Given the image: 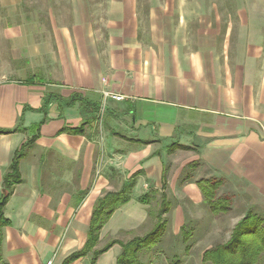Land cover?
<instances>
[{"label":"crops","instance_id":"1","mask_svg":"<svg viewBox=\"0 0 264 264\" xmlns=\"http://www.w3.org/2000/svg\"><path fill=\"white\" fill-rule=\"evenodd\" d=\"M62 8L0 24V200L21 148L20 182L0 208V264H63L84 246L98 199L121 190L128 201L93 250L118 243L94 264H117L120 242L159 219L162 233L129 264H202L248 212L264 219V16L237 31L200 0ZM200 180L227 210L210 209ZM93 250L68 264H91Z\"/></svg>","mask_w":264,"mask_h":264},{"label":"trees","instance_id":"2","mask_svg":"<svg viewBox=\"0 0 264 264\" xmlns=\"http://www.w3.org/2000/svg\"><path fill=\"white\" fill-rule=\"evenodd\" d=\"M20 157L21 148L15 152L9 171L3 177V193L0 200V208L7 201L13 187L20 182L18 168ZM198 184L206 201L209 203L210 209L213 212L222 210L219 200H214L216 193L215 184L206 180H200ZM127 191L128 190H121L117 193H107L98 199L92 212L89 231L84 246L80 251L66 258L63 264H68L72 260L84 256L93 250L98 243L99 232L103 225L107 222L116 208L128 201ZM150 198L151 196L143 195L139 197L138 200L143 204H149ZM161 198L164 200L163 196H161ZM160 212L163 211H159V213ZM153 213L154 211L150 209L148 215L151 216ZM164 226L165 223L159 219L155 229L147 236L135 237L125 243L120 242L122 253L117 259V264L135 263V259L141 247L154 243L162 233ZM113 243H118V241L112 240L101 249L93 250L91 264H94L97 256L106 251ZM202 264H264V219L252 213L246 214V216L236 224L227 242L218 244L204 251Z\"/></svg>","mask_w":264,"mask_h":264},{"label":"rangeland","instance_id":"3","mask_svg":"<svg viewBox=\"0 0 264 264\" xmlns=\"http://www.w3.org/2000/svg\"><path fill=\"white\" fill-rule=\"evenodd\" d=\"M202 6H216L221 16L227 22L232 23L235 30L239 31L240 23L245 22L247 18L251 20H262L264 16V0H200ZM69 0H0V24L10 21L24 22L31 21L36 18H41L42 21H47L45 16H48L51 8L65 7ZM224 195V194H223ZM227 196V195H224ZM228 197V196H227ZM217 201V200H216ZM222 202V201H221ZM223 210H227L224 206H230L231 202H222ZM248 213H253L248 212ZM225 239V237H224ZM224 239H218L219 242ZM169 245H178L179 240L169 238ZM151 246L153 243L150 244ZM150 246V247H151Z\"/></svg>","mask_w":264,"mask_h":264},{"label":"built area","instance_id":"4","mask_svg":"<svg viewBox=\"0 0 264 264\" xmlns=\"http://www.w3.org/2000/svg\"><path fill=\"white\" fill-rule=\"evenodd\" d=\"M105 95L107 97H110V98L114 99V100H122L123 99V97L121 95H117V94L106 93ZM51 263H52L51 260L46 262V264H51Z\"/></svg>","mask_w":264,"mask_h":264}]
</instances>
